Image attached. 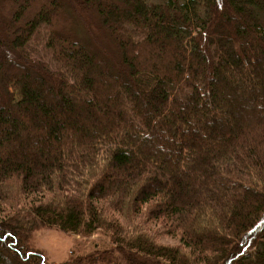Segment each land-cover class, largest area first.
<instances>
[{"label": "trees", "instance_id": "16d2710c", "mask_svg": "<svg viewBox=\"0 0 264 264\" xmlns=\"http://www.w3.org/2000/svg\"><path fill=\"white\" fill-rule=\"evenodd\" d=\"M42 227L264 264V0H0V264Z\"/></svg>", "mask_w": 264, "mask_h": 264}, {"label": "rangeland", "instance_id": "374dc122", "mask_svg": "<svg viewBox=\"0 0 264 264\" xmlns=\"http://www.w3.org/2000/svg\"><path fill=\"white\" fill-rule=\"evenodd\" d=\"M42 53L49 60V55L46 52ZM105 240L104 237L97 235L83 238L50 227L36 230L29 238L31 246L45 255L48 264H65L74 257L90 254L98 244H104ZM175 243L177 241L170 242L172 245Z\"/></svg>", "mask_w": 264, "mask_h": 264}]
</instances>
